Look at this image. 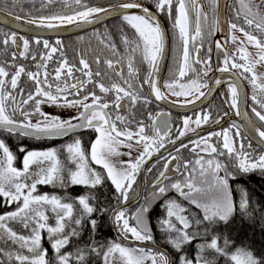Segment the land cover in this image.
<instances>
[{"label": "snow or ice", "instance_id": "snow-or-ice-1", "mask_svg": "<svg viewBox=\"0 0 264 264\" xmlns=\"http://www.w3.org/2000/svg\"><path fill=\"white\" fill-rule=\"evenodd\" d=\"M11 2L20 5V0ZM57 2L72 11L51 15L29 12L26 15L32 18L26 23L40 29L58 30L91 25L102 17L115 15L133 30L134 39L121 31L123 53L111 38L100 39L117 57L103 61L111 76L116 77L111 80L109 73L99 67L93 72L83 55L79 56L80 67L70 64L63 55L62 40L50 43L47 39L33 38L30 41L14 31L2 33L0 44L19 49V40L23 50L11 53V64H0V205H15L14 210L0 214V245H3L0 264H89L90 256L101 257L103 264H220L221 261L223 264H264V254L256 255L246 247L236 246L219 227L228 225L237 210L249 220L257 211L256 206L250 207L247 189L233 187L237 177L255 172L264 176V73L256 71L257 65H264V0H236L232 18H225L223 22L217 11L219 0H209L211 19L209 11L204 10L203 0H154L155 11L136 0H121L107 7L90 6L86 0H42V8ZM161 14L172 21L173 47H169L166 31L158 18ZM21 19L20 15L15 16V20ZM222 23L226 25L230 41L239 47L237 53L229 55V40L214 42L215 70L230 76L226 83L215 80V85L225 87L224 103L236 116H243L246 123L232 121L220 132L200 135L197 129L202 125L219 124L223 118L213 119L210 110L201 108L195 119L187 116L182 119L173 138L169 112L147 110L146 118L136 119L137 104L147 109L154 102L151 97L155 101H168L161 87L176 98L173 103L183 107L202 102L214 91L206 79L213 69V45L205 46V40L224 31ZM33 44L43 49L39 55L31 51ZM248 46L257 50L255 57L247 51ZM169 51L173 53L176 70L161 86L160 65ZM56 53L61 54L60 59L49 72L47 64ZM18 55L30 59L36 70L27 71L24 65H17ZM137 57L147 65L142 83L138 82ZM95 63L101 64L99 56ZM237 69L239 76L234 72ZM22 76L31 81L30 89L21 86ZM104 76H109L111 82L105 84ZM244 80L252 88L251 106H247L249 97L242 91ZM145 85L148 95L142 93ZM109 96L111 99H107ZM242 104L250 107L260 126L253 122L248 110L241 109ZM45 106L75 109V113L61 118L44 111ZM245 128L249 137L244 136ZM81 130L95 134L89 147L80 138ZM189 132L196 138L188 136V143H184L183 138ZM62 137H69L70 142L61 148L28 150L21 144L18 150L23 153L22 167L16 166L17 155L6 142L8 138L55 140ZM254 138L260 145L258 152L253 149ZM122 148L128 151L122 152ZM136 148L142 151L134 157ZM161 149H165L166 156ZM182 149H187L194 158L181 159L178 154ZM62 152L66 153L63 159ZM154 155L157 156L155 164L144 169L145 172L151 173L156 164L163 163L151 184V196L143 197V202L138 199L135 210L129 213V193L134 190L142 166ZM124 156L129 159H121ZM107 182L114 188L118 207L105 206L107 197L97 201L96 192L103 195L101 190L108 186ZM38 186L64 190L83 186L89 191L69 200L62 195L41 193ZM169 193H175L176 197ZM153 201H159L163 209L164 214L156 220L167 242L179 254L176 261L159 248L121 242L99 245L89 240L83 247L78 245L74 253L64 251L85 228L95 233L99 226L97 217L104 215L119 230L121 241L130 237L133 242L155 244L154 225L149 218ZM48 211L54 215V224H49ZM261 218L264 220V213ZM10 221L20 222L28 234H18L9 227ZM44 233L52 256L43 245ZM198 240L203 242L194 244ZM9 241L16 246L14 250L8 247ZM186 245H194L196 249L191 258L185 252Z\"/></svg>", "mask_w": 264, "mask_h": 264}, {"label": "flooded vegetation", "instance_id": "flooded-vegetation-1", "mask_svg": "<svg viewBox=\"0 0 264 264\" xmlns=\"http://www.w3.org/2000/svg\"><path fill=\"white\" fill-rule=\"evenodd\" d=\"M32 1V5L34 7H36V9L32 10V11H24V12H30L33 15H51V14H56V13H63V12H68L70 10V8H66L62 3H54L52 5H45L44 7H50V10H45L44 8H42V4L37 2V0H20V4L22 2H25L27 5L28 3ZM42 1V0H41ZM152 2H154V0H151ZM103 2H100L99 5H101ZM115 3V2H113ZM113 3H109L107 6L113 4ZM21 5L16 6L13 5L11 0H0V9H3L7 12L16 14L15 12H13V9H18L20 8ZM55 7H58L59 10L56 11ZM62 7H65V9H60ZM205 11H209L208 9H206ZM70 12V11H69ZM22 15V14H21ZM210 15V14H209ZM24 16V15H23ZM32 17V16H31ZM162 19L165 23V27H166V31H167V39L168 40V45L169 47H173L174 46V33L172 31V21L169 18H166L164 15H162ZM209 19H211L209 17ZM123 30L124 33L127 34V36L129 37V39H134V33L133 30L129 29L120 19L111 21L109 23H106L104 25H101L93 30H90L88 32H84V33H80V34H73V35H67L65 36V34H60V35H54V36H48V37H41V36H29L27 34H18V36H23L27 39H29L30 41L33 38H41V39H47L50 41V43H54L57 39L62 40L63 41V45H64V52L63 55L67 57L68 61L70 64H74L76 65V67H80L79 65V56L83 55L86 59H88L93 72H95L97 70V68L99 67V69L102 72H108L109 76H111L110 71L106 68L105 64L103 63L104 60L106 59H113L115 60L117 57L115 55H113V53L108 49L105 48L104 45H102L100 43V39L104 38V37H109L111 38L117 45V48L120 50L121 53H123V45L121 43L120 40V36H121V31ZM4 32H12L8 29H4L2 27H0V39H2V33ZM99 34V35H97ZM82 38V39H81ZM214 42H215V35L212 36H207L206 40H205V46H207L208 44H212L213 45V69L212 71L215 69V64H216V50L214 47ZM18 44L21 45V47L19 49H17L16 46L9 44L7 47H5L3 44H0V64H11V53L12 52H19L22 51V41L18 40ZM31 51L33 53H36L37 55H39L43 49L36 46V45H32ZM220 55L222 56V53H220ZM231 55V53H230ZM61 54L60 53H56L53 56V60L49 61L47 64L48 67V71L52 72V70L57 66V61L60 59ZM96 56H99L101 58V64L98 66L95 63V58ZM166 66H165V70L163 72V76L161 79V86L168 80H170L171 77V73L174 72L175 69V65H174V61H173V53L171 51L168 52V56L166 58ZM15 63L17 65H24L27 71H35V65L34 63L30 60V59H24L22 57H19L17 60L15 61ZM136 66L138 68V82L142 83L143 82V78L146 75V70H147V65L146 63H143L140 61L139 57L136 58ZM8 70L11 72L12 69L9 67ZM210 71L209 74L212 72ZM237 74L240 73V70H234ZM125 72H126V68H125ZM77 76L80 75V73H76ZM191 75V74H190ZM109 76H104L103 77V82L105 84H108L111 82V80H115L116 77L111 76V80L109 79ZM208 81V77L206 78ZM246 89H247V97H249V99L247 100L248 102V106H251V95H252V88L250 87V84L248 83V81L244 80L243 81ZM209 83V81H208ZM20 84L21 86H23L26 90L30 89L32 87V83L31 81H29L27 79V77L22 76L21 80H20ZM89 88H91L92 86L89 85ZM161 90L165 92L166 95H168V98H170V100H168L167 102H163V101H155L153 99V97H151L153 99V103L147 106V109H145V107L141 104H137L135 111V117L136 119H142V118H146V111L147 110H154V111H167L170 113L169 116V121L172 125V136L173 138H175L176 135V129L179 128L181 126V121L184 117H192L193 119H195L196 114H199L200 109L201 108H205L208 109L212 112L213 115V119L219 117H225L223 114L225 112L228 113V115L230 116L229 120L227 123H225L223 126H221L219 129L215 130V132H220L223 129H226L230 126V124L232 123V121H235L233 118L236 117L234 111L226 104L224 103V97H223V93L226 91L225 87H221L215 94L211 93L210 95L207 96V98H204L201 101H197L195 103V105H187L186 107L183 106H178L177 103H173V101L176 100L175 97L171 96L170 94H168L167 89L164 87H161ZM205 90V89H204ZM207 91V90H206ZM148 87L147 85L144 86V88L142 89V93L144 95H148ZM107 99H111V96L107 97ZM183 98H181L182 100ZM44 111L51 113L53 115H59L61 118H68L69 116L73 115L75 113V109H61V108H57V107H48L45 106L44 107ZM122 114H126L122 111ZM227 115V116H228ZM254 117V116H253ZM223 118L220 120L222 121ZM254 119L256 120V118L254 117ZM147 122V121H146ZM215 123L210 122L209 124H204L202 125L201 128L197 129L198 133H201L205 130H207L210 126H212ZM191 127H195L194 125H191ZM193 133L189 132L187 136L192 135ZM205 134H201V135H206ZM88 137H91L92 139H94L95 134L92 133L90 130H81V135L80 138L83 141V144L85 147H88ZM186 137V136H185ZM194 139L196 138V136H192ZM35 145L38 147L37 150H43V149H47L49 147H57V148H61V146L67 142H70V138L69 137H62V138H56L55 140H49V139H42V140H35ZM213 141L215 142V138H213ZM180 141H177V143H179ZM184 143H188V140H186ZM245 143H247V140L245 141ZM166 147L171 148V145H167ZM253 149H255V147L253 146ZM256 150V149H255ZM122 152H127V149H121ZM142 151V148H136L133 150V156H136L139 154V152ZM165 151V149H161V152L163 153ZM257 151V150H256ZM258 152V151H257ZM63 153V152H62ZM66 154V153H64ZM176 154V153H174ZM167 155V153L165 154V156ZM181 159L184 158H194L192 156V154L189 153V151L187 149H182L181 152L178 154ZM156 161V160H155ZM155 161L151 164V167L155 164ZM227 163V161H225ZM163 161H161V164H156L155 167H153V170L151 173H148V179L147 181H149L150 184H152L153 180L155 179V176L158 172V170L160 169L161 165H162ZM175 163V162H174ZM171 167V166H170ZM152 191V189H151ZM150 190L148 192H146L147 194H150L151 192ZM169 196H173L176 197L175 193H169Z\"/></svg>", "mask_w": 264, "mask_h": 264}, {"label": "trees", "instance_id": "trees-1", "mask_svg": "<svg viewBox=\"0 0 264 264\" xmlns=\"http://www.w3.org/2000/svg\"><path fill=\"white\" fill-rule=\"evenodd\" d=\"M107 0H86V2L90 6H100V2H106ZM59 3V2H57ZM20 8L13 9L16 14L24 15L26 17H31V15H26L27 12L24 11H32L36 9L32 5V1L28 3L22 2L20 4ZM236 5V0H231L229 4V16L230 19L232 18V9ZM74 7V6H73ZM23 8V11H21ZM45 10H50V7H43ZM60 9H65L62 7ZM55 10L58 11L59 8L55 7ZM72 11V8L69 10ZM68 11V12H69ZM29 13V12H28ZM33 15V14H32ZM242 23V21H240ZM92 140L91 137L88 138V142ZM10 148L16 153L17 155V164L21 162V158L23 153H20L18 148L21 144H23L28 150H35L38 147L34 145L33 140L31 139H24V140H17L15 138H8L6 141ZM66 154L61 153V158L63 159ZM107 187H104L101 191L103 195H101L100 191L96 192L97 201H101L104 197H107V204L105 206H115L118 207V202L115 198L114 188L111 187L110 182H107ZM233 187H244L247 189L250 197V207L256 206L257 211L253 213V218L251 220L246 219L242 216L237 210L236 215L234 218L229 222L228 225H221L219 226L220 229L226 232L235 242L236 246L246 247L247 249L253 251L256 255L264 254V220L261 218V214L264 213V176L260 173H250L247 175H241L237 177V180L233 183ZM39 192H48L50 194H58L65 196L69 200L74 199L75 197L87 194L88 189L83 186H74L67 190L60 189V188H52L51 186H42L38 190ZM134 192V191H133ZM234 195H236L234 193ZM135 197V194L132 192L129 195V201H131ZM128 201V202H129ZM15 209V205H11L10 207L6 204L0 205V214H4L7 211H11ZM163 209L159 206V202L153 206V211L149 214L150 221L153 223V233L155 236V244L157 246L163 247L167 249L169 252L171 259L176 261L178 258V253L173 249V247L167 242L165 238V234L160 231L159 224L156 220L158 216H162ZM98 228L95 233H92L85 228L82 232L80 237L73 238L72 242L68 245L64 251H72L73 253L76 250V247L79 245L83 247L85 242L89 240H94L95 243L99 245L109 244L111 242H121L117 237L114 229L111 226L110 218L108 215L98 216ZM203 242L198 240L195 243ZM122 243V242H121ZM151 243V242H149ZM152 244V243H151ZM43 245L45 248L49 249V255L52 256V251L50 248V243L47 240V233H44V241ZM3 246V245H0ZM8 247L10 249H15L16 246L12 245L11 242H8ZM185 252L191 258L196 249L194 245H186ZM89 264H103L101 257L98 256H90L89 257ZM220 264H223L221 261Z\"/></svg>", "mask_w": 264, "mask_h": 264}, {"label": "water", "instance_id": "water-1", "mask_svg": "<svg viewBox=\"0 0 264 264\" xmlns=\"http://www.w3.org/2000/svg\"><path fill=\"white\" fill-rule=\"evenodd\" d=\"M137 3H139V2H137ZM228 3H229V0H219V6H218L217 11H218L219 17H220L222 22L225 20V18L228 19V15H227ZM140 4H142V3H140ZM143 5L148 7L149 9H151L149 6H147L145 4H143ZM151 10L154 11L153 9H151ZM117 18L118 17H116L115 15H112V16L102 17V19L98 23H94V24H91V25L84 24V25H81L80 27L67 26L65 28H61V29H58V30H47V29H40V28L36 27L35 25H30V24L26 23V20H24V19H21L20 21H17V20H15V16L9 15L8 13L0 10V25H2L4 27H7L9 29H12L14 31H18L20 33H24V34L32 35V36H54V35H60V34H65V36H67V35L79 34L81 32L88 31V30H90L92 28H95V27H97V26H99L101 24H104V23H106V22H108L110 20L117 19ZM158 18L161 21L162 26L165 29V26H164L160 16ZM221 27L224 28V31H221V32L217 33L216 34V39L228 40V31H227L226 25H224L222 23ZM166 58H167V54H166L165 59L161 62V65H160L159 84H160V81H161V78H162V73H163V70H164ZM215 75L216 76L212 79V82H210L211 84L215 83V80H217V79H220V80L224 81L225 83L228 81V80H226V74L225 73H217V74L215 73ZM243 92L246 94L244 88H243ZM241 109L245 110L246 106L242 104ZM237 120L241 124H245L246 123V121H245L243 116H240L239 118H237ZM244 132H245L247 137L250 136V133H249L247 128L244 129ZM252 142L257 144L260 147V145L257 143V140L255 138L252 140ZM155 159H157V156H155L151 160H149L147 162V164L144 166V169H146L147 166L151 162H153ZM144 169L142 171L143 172L142 173L143 177H144V173H145ZM143 190H144V178H143V183H142V187H141V190H140L138 198L136 200H134L133 202L128 203L129 209L137 205V200L138 199L141 200L142 195H143ZM111 223H112V220H111ZM112 226H113L118 238L120 239V233L118 232V229L116 228V226H114L113 223H112ZM122 242H124L126 244H129V245H133V246H139V247L147 246V247L158 248V247L153 246V245H148L146 243L142 244V243H139V242H133L131 240H126V241H122ZM159 249H161V248H159ZM161 250H163V249H161ZM163 251H165V250H163Z\"/></svg>", "mask_w": 264, "mask_h": 264}, {"label": "rangeland", "instance_id": "rangeland-1", "mask_svg": "<svg viewBox=\"0 0 264 264\" xmlns=\"http://www.w3.org/2000/svg\"><path fill=\"white\" fill-rule=\"evenodd\" d=\"M235 35H236L237 37H239L240 39H243V36H242L241 33L236 32ZM232 44H235V45L238 46V44H236V43H232ZM247 51H248L249 53H251V55H252L253 57H255L256 54H257V50H256L254 47H252V46H248V47H247ZM256 71H257L258 73H264V65H257V66H256ZM219 159L224 160V158H222V157H220ZM21 161H22V158H21ZM16 166H17V167H22V163H21V164H17V163H16ZM33 170H35V166H34ZM40 187H42V186H38V190H39ZM41 192H42V191H41ZM155 202H156V201H153V203H155ZM134 210H135V209H134ZM134 210L129 211V213L133 212ZM47 214H48L49 217H50V219H49V224H54V223H55L54 215H53L50 211H48ZM9 227H11L13 230H15L18 234H23V235H27V234H28V230L25 229V228L23 227V225H22L20 222H18V221H10V222H9ZM118 231H119V230H118ZM129 239L131 240L130 237H129ZM139 243H140V242H139Z\"/></svg>", "mask_w": 264, "mask_h": 264}, {"label": "bare ground", "instance_id": "bare-ground-1", "mask_svg": "<svg viewBox=\"0 0 264 264\" xmlns=\"http://www.w3.org/2000/svg\"><path fill=\"white\" fill-rule=\"evenodd\" d=\"M190 105V104H189Z\"/></svg>", "mask_w": 264, "mask_h": 264}]
</instances>
